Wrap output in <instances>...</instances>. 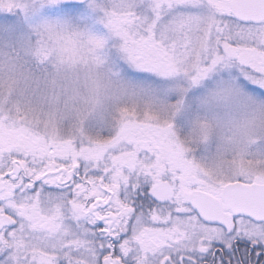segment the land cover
I'll use <instances>...</instances> for the list:
<instances>
[{
	"label": "snow or ice",
	"instance_id": "snow-or-ice-1",
	"mask_svg": "<svg viewBox=\"0 0 264 264\" xmlns=\"http://www.w3.org/2000/svg\"><path fill=\"white\" fill-rule=\"evenodd\" d=\"M0 264H264V0H0Z\"/></svg>",
	"mask_w": 264,
	"mask_h": 264
},
{
	"label": "rangeland",
	"instance_id": "rangeland-1",
	"mask_svg": "<svg viewBox=\"0 0 264 264\" xmlns=\"http://www.w3.org/2000/svg\"><path fill=\"white\" fill-rule=\"evenodd\" d=\"M106 116H107L106 111L103 108H100L89 116L88 122L90 125L94 126L97 123L102 122L106 118Z\"/></svg>",
	"mask_w": 264,
	"mask_h": 264
},
{
	"label": "clouds",
	"instance_id": "clouds-1",
	"mask_svg": "<svg viewBox=\"0 0 264 264\" xmlns=\"http://www.w3.org/2000/svg\"><path fill=\"white\" fill-rule=\"evenodd\" d=\"M190 102L193 103L194 105L196 104V101H194V100L193 101H190Z\"/></svg>",
	"mask_w": 264,
	"mask_h": 264
}]
</instances>
